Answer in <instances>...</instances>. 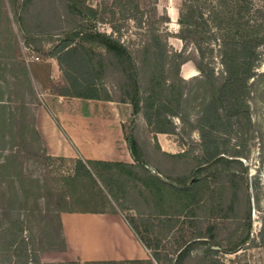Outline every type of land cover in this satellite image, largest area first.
Masks as SVG:
<instances>
[{
    "label": "rangeland",
    "instance_id": "1",
    "mask_svg": "<svg viewBox=\"0 0 264 264\" xmlns=\"http://www.w3.org/2000/svg\"><path fill=\"white\" fill-rule=\"evenodd\" d=\"M14 1L21 2V0H0V53L4 64L11 57H15L18 63L25 65L33 86L31 93L23 89L12 72L6 71L4 74L9 81L5 98L10 97L9 105L15 113L13 119L15 136L11 150L6 153L15 155L22 163L23 187L20 183L18 186L23 209L21 216L24 221L23 238L30 254L29 264H37L36 259L40 260V264H86L79 260H66L63 253L65 242L60 215L69 211H61L60 205L64 203L61 197L72 192L78 195L69 198L74 209L88 207L117 213L131 223L144 243L152 245L150 248L152 257L140 264H175L177 256L184 248L189 249V253L178 264H264V76L256 78L257 84L248 98L251 117L249 131L247 132L246 128L243 136L233 134L231 139L230 145L239 144L238 148L243 153L240 158L243 164L235 163L230 169L224 165L216 166L218 169L204 166L201 168V173L193 177L191 183L197 181L196 177L202 178L196 185V191L189 198L184 197V194L165 193V200L160 202L151 188L146 187L139 179L128 181L127 179L130 178L124 177L121 186L113 184L110 187L106 183L99 182L103 194L86 203L82 195L85 197L87 187L76 183L77 186L73 188L67 178L72 174L73 162L48 155L43 140L31 129V124L34 123L35 127V109L37 104L41 103L40 91L48 89L59 94L66 93L65 84L62 83L66 79L57 59L48 55L52 48L51 39L61 27V23L58 22L59 17L64 20L65 25L66 13L63 8H53V0H38L26 14L28 29L36 34L33 41L27 43L15 17ZM88 2L99 7L107 6L116 11V24L121 26V31L115 35L135 54L140 66H142L140 50L146 41H149L147 40L150 38L149 20L152 19L153 14H156L155 17L158 19L156 24L158 33L167 41L171 51H181L186 43L178 37L180 32L184 33L181 25L169 29L168 22L165 24L159 22L158 17L166 14L158 11L157 0H130L126 5L116 4L114 0H88ZM246 2L252 7V13L250 12L248 17L245 16L242 22L252 17L256 21L258 8L264 11V0H246ZM184 3L181 8L184 16L186 18L189 16L190 8L195 9L197 21L206 33L200 32L188 38L185 50L187 60L180 67V76L176 74L173 63L166 78V84L173 83L175 88L168 87L169 91L162 92V95L156 92L153 109L145 100V97L150 95V92H146L149 85L148 76L144 71L141 73L143 93L141 109L126 127L127 133L134 135L139 141L143 159L148 162L150 168H157L167 176L168 180L177 182L179 186L181 180L188 177L191 170L200 165V158L203 155L200 146L201 134L195 128L201 111L200 103L203 100V95L196 97L198 91H203L199 90V86L197 87L198 78L203 74L196 63L210 61L215 75L220 77L225 70L219 54V45L224 41L221 29L222 27L229 29L228 40L236 39L234 32L231 31L236 20H231L230 17L242 0H185ZM57 6H61L59 1ZM222 6L223 9L227 7L225 17L221 14L216 18V13H219ZM142 12L144 18L141 23ZM201 12L203 16H200ZM246 13L245 15H249ZM262 19L259 17L258 22L264 21ZM98 26L102 31H112L106 23ZM196 39L204 47L213 48L214 53L208 56L209 60H202L193 43ZM96 50L106 54V50L102 47H96ZM107 58L110 60L107 72L100 81L101 87H105L114 100H119L126 97L125 85L128 80L115 59L108 54ZM11 66L12 64L9 65ZM188 69H190L189 76L186 74ZM256 70L259 73L264 72V50ZM179 77L186 82L180 81ZM171 90L173 91L170 92ZM179 92L182 94L180 95ZM170 95L175 99L181 97L180 99L183 100V110L180 114L172 113L176 106L174 100L169 102L162 99ZM161 105L164 108L161 119H170L176 127L173 133L183 150L178 154L160 152L154 126L149 125L146 120L145 113L148 112L155 117V109ZM27 125L31 126L28 128ZM245 166L249 167V180L256 182L251 187V201L245 185L240 180ZM138 170L141 173L140 169ZM233 171L239 176V182H234ZM9 188L10 183L0 177L1 206L8 205ZM72 188L74 191H71ZM3 191L5 198L2 195ZM88 191L91 192V189ZM256 194L260 197L259 202L255 199ZM2 227H8V217L4 215L0 217V229ZM2 239L4 238H0V264H18L24 244L22 243L18 250H14L12 261H9L7 249L2 250L7 246V239H4L5 243ZM238 244L241 245L240 248L232 251V247Z\"/></svg>",
    "mask_w": 264,
    "mask_h": 264
},
{
    "label": "trees",
    "instance_id": "2",
    "mask_svg": "<svg viewBox=\"0 0 264 264\" xmlns=\"http://www.w3.org/2000/svg\"><path fill=\"white\" fill-rule=\"evenodd\" d=\"M58 1L61 6L58 5ZM116 4H127L130 0H114ZM38 0H21V2H13V10L16 20L19 23L23 35L27 43L33 41L35 33H32L28 29V21L26 14L29 13L31 8L36 5ZM185 4V3H184ZM53 8H63L66 13V23L63 24L61 17H59V24L61 27L55 37L51 39L52 48L48 52V55L55 57L63 72V75L68 83V89L66 95L72 97H81L89 99L99 100H114L109 91L105 87H101V80L105 76L110 58H107V54L113 57L121 66V71L126 75L128 83L125 85L126 97H123L117 101L129 102L133 107V117L140 112L142 101V84L141 73L144 71L148 76V89L146 92H150V95L145 97L148 105L153 109L156 98L154 95L160 93L162 95L164 91H169L170 88L174 89V84H166V78L171 64H175L176 74L180 76V67L186 62L185 50L186 43L189 37L195 36L198 33H206L201 28L200 23L197 21L196 11L193 8L189 10V16H184L183 10L180 13L179 23L181 30L178 37L186 43L181 51H171L166 40L158 33L156 27L157 18L156 14L152 15V19L149 20V37L146 41L141 52L142 66L137 61L135 54L126 46V44L115 34L121 31V26L116 24V11L107 6L99 7L92 5L88 0H53ZM126 8V6H125ZM138 8V5H137ZM227 8V7H226ZM226 8L223 6L220 8L219 13H216V18L219 15L225 17ZM138 12L140 10L138 9ZM247 12V13H246ZM252 13V7L242 0V3L237 7L235 13L231 15V20H236L234 28L231 31L234 32L235 40H228L227 35L229 29L222 27V37L224 38L222 44H220L219 54L223 60L224 71L220 77L215 75L214 69L210 66L211 62L207 61L196 63L199 71L202 72V77L198 78L199 90L197 92V98L203 95L201 101V111L198 116L196 129L200 131L201 142L200 146L203 151V155L200 158V165L193 168L188 177H184L180 186L177 182L168 180L160 170L157 168H150L147 161L143 159L142 150L137 138L127 133V142L130 153L134 159V163H124L118 161H105V160H85L81 157L69 159L73 162L72 174L67 178L70 180V186L75 188L76 183L83 184L87 192L82 195V198L86 200L84 202H91L98 195H102V189L99 186L100 183H106L107 186L117 184L121 186L124 182V177L127 179H139L146 187L151 188L158 201L165 200V193L184 194V197L189 198L196 191V185L201 182L202 177H196L197 181H193V177L201 173L204 166L216 167L224 165L227 169L232 168L231 165L235 163L243 164L240 159L242 157V151L238 148V143L230 145L232 135L243 136L245 129L247 132L251 127L250 106L248 98L253 92L256 78L264 76V72L259 73L256 69L260 65L262 50H264V21L258 22V18H263V9L258 8L257 20L253 17L247 18L245 22V16H250ZM249 13V15H245ZM254 15V14H253ZM200 16H203L201 12ZM144 13L142 12L140 22H143ZM160 23L169 22L167 15H161L158 17ZM202 18V17H201ZM229 18V17H227ZM252 20V23H251ZM264 20V18L262 19ZM108 24L112 31L106 32L99 28V24ZM188 26V27H186ZM187 28V29H186ZM228 28V27H227ZM187 31V33H185ZM196 38V37H194ZM199 54L202 60L208 59L211 56L213 48L204 47L199 41L194 40ZM96 47H102L106 50V54L96 50ZM209 50V51H208ZM2 54L0 53V177L5 178L10 183V197L7 200L8 205H0V217L1 215L8 217V227H2L0 229V238L7 239V246H4L2 250L7 249L9 253V261H12L14 250H18L22 243L23 249L21 253V259L18 264H29L30 254L28 245L24 243L23 238V224L22 220V207H21V193L20 186L22 183V163L18 161L15 155L6 153L11 150V144L14 138V117L15 113L12 110L10 103V97L6 99L7 86L9 81L5 77V72H12L16 81L21 84L23 89L29 90L33 93L32 81L29 71L25 65H21L15 60V57H9L8 61L1 60ZM208 57V58H207ZM9 67V65H11ZM9 67V68H8ZM161 77V79H159ZM182 82H186L182 77L178 78ZM4 83H3V82ZM170 87V88H168ZM171 90L170 92H172ZM163 92V93H162ZM180 93V92H179ZM182 92L180 93V95ZM169 102L175 101V110H172L174 114H180L183 110V100L181 97L177 99L170 96H164ZM155 98V99H154ZM160 98V100H161ZM27 103V102H26ZM25 106V105H24ZM163 106L155 109V117L150 113L146 114V120L149 125L154 126L155 132H168L173 133L176 129L175 125L170 119H161L163 114ZM32 125V126H31ZM31 129L40 138V135L34 123L31 124ZM27 125V127H30ZM238 142V141H237ZM51 156V155H50ZM174 156V155H172ZM59 159H66L63 157H53ZM141 173L139 172V170ZM218 169V167H216ZM234 182L238 181V175L233 171ZM191 176V177H190ZM240 180L245 185L249 201H251V187L256 183L249 180V167L245 166L243 169V176ZM204 182V179H202ZM202 182V183H203ZM21 187V188H22ZM72 188V189H73ZM71 191H74V189ZM91 189V192L88 191ZM110 191L111 188H110ZM72 194V195H71ZM65 195L63 198V204L60 205L61 211L69 212H100L88 207L76 208L71 206L69 198L71 196H78L77 193H71ZM5 198V193H2ZM181 197V196H179ZM259 195H255V199L259 202ZM157 201V204H159ZM156 204V203H155ZM249 220L251 219L250 211L248 213ZM130 223V222H129ZM131 224V223H130ZM250 226V224H249ZM249 238V236H248ZM3 240V243L4 242ZM143 241V240H142ZM144 242V241H143ZM148 248L152 247L150 244L144 243ZM240 244L232 247V251H237L240 248ZM157 250V249H156ZM189 253V249H183L176 258L178 264ZM37 264H40V260H35ZM145 261L141 260H126V261H92L85 262L86 264H140Z\"/></svg>",
    "mask_w": 264,
    "mask_h": 264
},
{
    "label": "crops",
    "instance_id": "3",
    "mask_svg": "<svg viewBox=\"0 0 264 264\" xmlns=\"http://www.w3.org/2000/svg\"><path fill=\"white\" fill-rule=\"evenodd\" d=\"M184 1L157 0L158 11L169 18V29L180 26ZM189 73L190 69L186 74L189 76ZM62 83L67 91L66 80ZM40 99L41 103L35 109V127L48 155L135 162L127 142L126 127L133 118V107L129 102L72 97L48 89L40 91ZM154 134L163 154L183 151L174 133L154 131ZM60 218L66 260L146 262L152 257L151 247L148 248L128 220L117 213L62 212Z\"/></svg>",
    "mask_w": 264,
    "mask_h": 264
},
{
    "label": "built area",
    "instance_id": "4",
    "mask_svg": "<svg viewBox=\"0 0 264 264\" xmlns=\"http://www.w3.org/2000/svg\"><path fill=\"white\" fill-rule=\"evenodd\" d=\"M38 58V57H37Z\"/></svg>",
    "mask_w": 264,
    "mask_h": 264
}]
</instances>
